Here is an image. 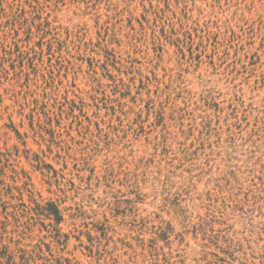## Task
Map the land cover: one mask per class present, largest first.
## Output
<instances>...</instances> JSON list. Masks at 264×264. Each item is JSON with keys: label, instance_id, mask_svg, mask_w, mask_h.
<instances>
[{"label": "rangeland", "instance_id": "1", "mask_svg": "<svg viewBox=\"0 0 264 264\" xmlns=\"http://www.w3.org/2000/svg\"><path fill=\"white\" fill-rule=\"evenodd\" d=\"M0 198L52 264H264V0H0Z\"/></svg>", "mask_w": 264, "mask_h": 264}, {"label": "trees", "instance_id": "2", "mask_svg": "<svg viewBox=\"0 0 264 264\" xmlns=\"http://www.w3.org/2000/svg\"><path fill=\"white\" fill-rule=\"evenodd\" d=\"M16 189V187H14ZM21 194V192H19ZM10 198L12 200L16 201V195L11 194ZM20 199V198H19ZM29 204H24L23 202L20 204L21 207H23V210L26 212H33L36 218L38 219H49L50 222L48 223V226L50 227H57V225L62 221V214L57 204L54 202H46L44 204L39 203L35 199H29ZM11 207L14 209V213L16 215V203L12 204L10 201H5L2 198H0V214L5 218V220H0V227H5L7 225L8 216H10V212L7 211L8 207ZM14 215V219L16 220ZM44 224V223H42ZM45 227V225H44ZM42 244L47 248L48 253H50V247L49 244L40 242L35 244L31 248H21L17 247L16 245L11 247V245L7 244H0V264H16V257L19 258L21 263L29 264V261H35V257L42 258V260H45L43 264H52L50 259L47 257L41 256L44 254V250L42 248ZM53 259H55L56 264H62V259L65 261H68L67 258H62L61 256L54 257L52 254H50Z\"/></svg>", "mask_w": 264, "mask_h": 264}]
</instances>
